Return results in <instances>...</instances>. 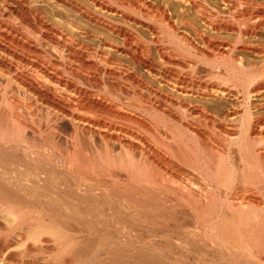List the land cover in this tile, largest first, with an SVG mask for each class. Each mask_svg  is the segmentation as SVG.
<instances>
[{"label": "bare ground", "instance_id": "6f19581e", "mask_svg": "<svg viewBox=\"0 0 264 264\" xmlns=\"http://www.w3.org/2000/svg\"><path fill=\"white\" fill-rule=\"evenodd\" d=\"M0 264H264V0H0Z\"/></svg>", "mask_w": 264, "mask_h": 264}, {"label": "rangeland", "instance_id": "374dc122", "mask_svg": "<svg viewBox=\"0 0 264 264\" xmlns=\"http://www.w3.org/2000/svg\"><path fill=\"white\" fill-rule=\"evenodd\" d=\"M139 114H141V112H138Z\"/></svg>", "mask_w": 264, "mask_h": 264}]
</instances>
